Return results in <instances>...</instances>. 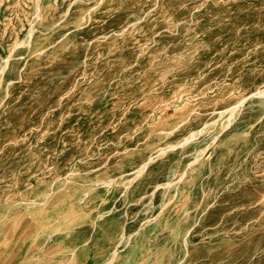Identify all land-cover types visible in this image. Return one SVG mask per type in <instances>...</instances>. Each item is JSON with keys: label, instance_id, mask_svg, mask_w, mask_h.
<instances>
[{"label": "rangeland", "instance_id": "rangeland-1", "mask_svg": "<svg viewBox=\"0 0 264 264\" xmlns=\"http://www.w3.org/2000/svg\"><path fill=\"white\" fill-rule=\"evenodd\" d=\"M115 250L264 264V0H0V264Z\"/></svg>", "mask_w": 264, "mask_h": 264}, {"label": "bare ground", "instance_id": "bare-ground-1", "mask_svg": "<svg viewBox=\"0 0 264 264\" xmlns=\"http://www.w3.org/2000/svg\"><path fill=\"white\" fill-rule=\"evenodd\" d=\"M186 106H189L188 104H185L184 106H182V108H186ZM231 110V109H230ZM234 110V109H233ZM220 114H222V112L220 113ZM232 115L234 116V113L233 112H231V114H230V116H229V118L230 117H232ZM223 116V115H222ZM166 120H167V117H165V118H162V122L164 123V122H166ZM197 159V158H196ZM45 208H43L42 210H44ZM41 210V211H42ZM74 214L71 212V215H70V213H66V214H64V216H63V221L61 222L62 224H64V223H67L70 219H73L74 218ZM46 220H47V218L46 219H41L40 220V223L41 224H46ZM47 225V224H46ZM133 255V251H131L130 252V254H128L127 255V257L128 258H130L131 256ZM121 255H119V252L117 251V250H115L113 253H112V255H111V257L109 258V260H108V262H106V264H115L116 262H118L119 260H121L120 257ZM126 257V258H127ZM149 257H150V255H149ZM125 258V259H126ZM158 259V258H157Z\"/></svg>", "mask_w": 264, "mask_h": 264}]
</instances>
